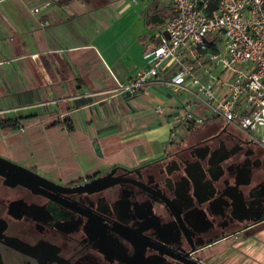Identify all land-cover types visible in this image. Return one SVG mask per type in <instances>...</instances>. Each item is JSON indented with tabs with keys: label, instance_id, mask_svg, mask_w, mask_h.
I'll use <instances>...</instances> for the list:
<instances>
[{
	"label": "flooded vegetation",
	"instance_id": "obj_1",
	"mask_svg": "<svg viewBox=\"0 0 264 264\" xmlns=\"http://www.w3.org/2000/svg\"><path fill=\"white\" fill-rule=\"evenodd\" d=\"M42 107L0 117V264H264V150L242 131L179 127L134 164L65 175L72 121Z\"/></svg>",
	"mask_w": 264,
	"mask_h": 264
},
{
	"label": "crops",
	"instance_id": "obj_2",
	"mask_svg": "<svg viewBox=\"0 0 264 264\" xmlns=\"http://www.w3.org/2000/svg\"><path fill=\"white\" fill-rule=\"evenodd\" d=\"M156 1L0 0V117L44 112L42 105L49 104L70 118L72 133L62 127L54 142L62 174L134 164L166 139L169 131L154 133L144 146L136 139L133 123L151 124L144 114L157 117L155 105L161 102L165 126L174 109L167 103L171 97L167 90L151 86L134 98L115 92L146 67L145 56L158 44L162 25H151L149 17L156 14L164 22L170 9L166 0L161 7ZM33 8H39L34 15ZM40 23L46 26L40 28ZM185 96L175 100L178 108ZM191 110L205 115L196 107ZM32 144L14 141L12 146L14 151L30 146L39 153ZM68 153L71 161L66 160Z\"/></svg>",
	"mask_w": 264,
	"mask_h": 264
},
{
	"label": "built area",
	"instance_id": "obj_3",
	"mask_svg": "<svg viewBox=\"0 0 264 264\" xmlns=\"http://www.w3.org/2000/svg\"><path fill=\"white\" fill-rule=\"evenodd\" d=\"M166 1L170 15L157 46L145 56L146 67L115 92L134 98L157 86L186 95L179 102L183 113L173 122L177 128L217 119L264 150V0ZM154 113L160 115L162 108Z\"/></svg>",
	"mask_w": 264,
	"mask_h": 264
},
{
	"label": "rangeland",
	"instance_id": "obj_4",
	"mask_svg": "<svg viewBox=\"0 0 264 264\" xmlns=\"http://www.w3.org/2000/svg\"><path fill=\"white\" fill-rule=\"evenodd\" d=\"M158 6L161 7V6H164L165 5V0H157L156 1ZM165 12V11H164ZM159 16L161 18H165V14L164 13H159ZM168 95H171L170 97V100H167V103H169L170 105H173L174 106V109L169 113L170 115V118L168 120V123L165 124L164 126V121L162 120L164 118V104L161 103V102H158L155 106H158L160 108H162V113L160 115L157 114V117L151 112L150 113V116H149V112L148 113H145L144 114V117H147V123H151V124H147V125H142L143 122H134L133 125H134V132L135 134H137V137L136 139H139L138 142L140 141L141 144H143L144 146L146 145V142L145 140L147 139V137L151 136L152 134L154 133H157L159 135H164L163 132H167V131H171L173 129H178L176 124H173V122L181 116V114L183 113L176 105L175 100H179V98H181L183 95L177 93V94H173L171 92L168 93ZM186 97V96H185ZM154 106V107H155ZM137 108V109H136ZM138 108H140V106H137L134 105V109L136 110H139ZM151 111V109H149ZM148 110V111H149ZM193 111V110H192ZM202 117H205V115H202ZM124 122V121H122ZM96 147V144H94V148ZM96 152H98L97 150H95V154ZM37 157H36V161H38V163H42L44 162L46 165H48L49 163L52 162V157L49 156L48 154L46 153H43V154H36ZM35 157V156H34ZM71 157H72V154L71 153H68L67 156H66V160H70L71 161ZM55 162L57 163L56 161V158H55ZM57 165V164H56ZM264 240V238H263Z\"/></svg>",
	"mask_w": 264,
	"mask_h": 264
},
{
	"label": "water",
	"instance_id": "obj_5",
	"mask_svg": "<svg viewBox=\"0 0 264 264\" xmlns=\"http://www.w3.org/2000/svg\"><path fill=\"white\" fill-rule=\"evenodd\" d=\"M149 23H150L151 25H153V26H157V25L160 26V25L163 24V20L160 19V18H158V16H157L156 14H153V15H151V16L149 17ZM161 35H162V37H163L164 39H167V36H166L165 32H162ZM14 168H17V169H19V170H21V171H24L23 169H20V168H18V167H14ZM24 172H25V171H24ZM99 181H100V179H96V180H93L92 183H97V182H99Z\"/></svg>",
	"mask_w": 264,
	"mask_h": 264
},
{
	"label": "trees",
	"instance_id": "obj_6",
	"mask_svg": "<svg viewBox=\"0 0 264 264\" xmlns=\"http://www.w3.org/2000/svg\"><path fill=\"white\" fill-rule=\"evenodd\" d=\"M185 128L190 129L192 128L190 125H184Z\"/></svg>",
	"mask_w": 264,
	"mask_h": 264
}]
</instances>
